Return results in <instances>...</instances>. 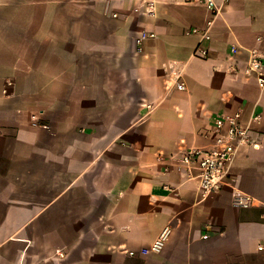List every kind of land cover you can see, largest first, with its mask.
<instances>
[{"label":"crops","instance_id":"crops-1","mask_svg":"<svg viewBox=\"0 0 264 264\" xmlns=\"http://www.w3.org/2000/svg\"><path fill=\"white\" fill-rule=\"evenodd\" d=\"M216 4L0 0V264H264V0ZM237 114L203 197L179 161Z\"/></svg>","mask_w":264,"mask_h":264},{"label":"built area","instance_id":"built-area-1","mask_svg":"<svg viewBox=\"0 0 264 264\" xmlns=\"http://www.w3.org/2000/svg\"><path fill=\"white\" fill-rule=\"evenodd\" d=\"M189 3L205 5L209 10H217L216 0H188ZM154 34L142 33L137 39L139 46ZM235 53L236 50L233 49ZM250 70L255 74L260 88H264V63L257 56H253L249 63ZM179 90H184L182 82L178 84ZM215 140L207 148H191L186 150L179 161L181 167L185 168L190 181H196L199 184L203 197L213 193L220 192L229 181V166L237 152L239 145H249V130L241 123L240 114L234 116H225L214 121ZM250 200H243L236 196L234 204L240 207H248ZM170 230L164 229L159 237L153 242L149 249L142 251L143 254L160 253L168 240ZM207 238V236H205ZM134 255V253H130Z\"/></svg>","mask_w":264,"mask_h":264}]
</instances>
